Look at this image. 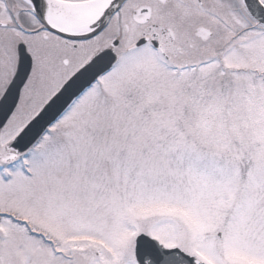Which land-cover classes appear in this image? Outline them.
<instances>
[{"label":"snow or ice","instance_id":"snow-or-ice-1","mask_svg":"<svg viewBox=\"0 0 264 264\" xmlns=\"http://www.w3.org/2000/svg\"><path fill=\"white\" fill-rule=\"evenodd\" d=\"M0 264H264V0H0Z\"/></svg>","mask_w":264,"mask_h":264}]
</instances>
